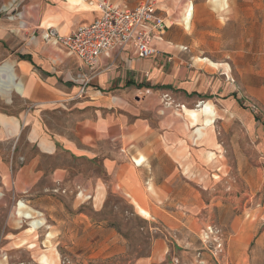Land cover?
<instances>
[{
  "label": "crops",
  "instance_id": "obj_1",
  "mask_svg": "<svg viewBox=\"0 0 264 264\" xmlns=\"http://www.w3.org/2000/svg\"><path fill=\"white\" fill-rule=\"evenodd\" d=\"M102 1L0 0V257L3 249L25 250L16 259L45 264L47 257L51 263L35 250L42 227L37 226L44 222L43 233L58 236L57 243L70 221L96 235L90 244L98 243L101 224L83 208L90 204L98 213L116 193L134 201L166 234L153 240L151 254L137 264L166 261L170 237L184 250L193 249L211 222L230 236L224 264H251L256 240L258 253H264V213L240 216L221 196L206 197L209 186L218 184L212 177H223L228 166L227 128L213 125L212 110L191 108L201 100L213 103L220 121L237 101L235 82L201 64L193 42L202 33L201 9H209L213 24L222 27L229 16L238 24L239 0H212L210 6L209 0H190L182 16L183 0H154L157 13L170 21L154 40L158 52L142 58L132 47L109 51L91 70L44 33L52 27L71 35L100 15ZM106 1L131 9L144 0ZM81 76L90 79L85 92ZM26 220L28 229L22 228Z\"/></svg>",
  "mask_w": 264,
  "mask_h": 264
},
{
  "label": "rangeland",
  "instance_id": "obj_2",
  "mask_svg": "<svg viewBox=\"0 0 264 264\" xmlns=\"http://www.w3.org/2000/svg\"><path fill=\"white\" fill-rule=\"evenodd\" d=\"M207 4L210 6L213 1L209 0ZM189 5L190 0H183L179 16H182ZM239 9L238 24L235 16H229L227 23L222 27L213 24L214 18L211 17L209 9H201L197 28L202 33L199 34V39L193 42L199 53L198 57H207L214 62L224 63L216 67L209 61L198 58L201 64L207 65L216 74L224 72L226 80L229 78V82H235L237 89L234 94L238 96L237 101L227 108L224 113L226 115L220 121H217L220 114L218 106L213 103L207 104L205 100H201L191 108L203 106L206 111L212 110L215 115L213 117L217 118L213 125L218 128L226 124L227 128L223 155L228 166L222 170L223 177L218 175L212 177L218 178L216 179L218 184L209 186L212 191L211 193L208 191L206 197L213 199L221 196L220 201L224 205L230 210L236 209L240 216H245L249 212L252 214L251 211L264 213V0H239ZM194 12L198 13L197 5ZM167 22L170 24L169 20ZM180 26L185 27L183 24ZM201 102L204 104L201 105ZM90 198H87L86 202ZM83 209L101 224L99 242L90 244L89 241L96 235L93 237L86 231L77 230V224L70 221L66 225L67 234L62 233V242L57 243L58 236L51 237L50 233H43L48 229L44 222L37 226L42 227L38 233L40 246L38 245L35 250H38L40 255H49L51 257L49 264H53L54 259L55 264H137L138 260L151 254L155 238L166 237L155 219L146 218L139 212L134 201L116 193L108 195L98 213H92L94 208L90 204H86ZM248 219L253 221L256 215ZM29 226V220H26L22 228L28 229ZM33 226L35 227L34 224ZM210 226L219 231L223 230L226 239L223 252H213L209 249L214 247L212 243L204 241L205 230ZM262 231L264 225L260 233ZM87 236L85 243L77 240ZM229 237L217 222H211L201 228L198 237H195L192 243L193 249L184 250L170 237L172 240L169 243L170 254L167 260L160 264H192L200 258L204 264H224ZM256 241L249 250L251 264H264V253H258ZM25 252L3 249L1 257L3 259V254H6L7 264H29L25 259H16L18 255L26 254ZM238 260H242V257H238Z\"/></svg>",
  "mask_w": 264,
  "mask_h": 264
},
{
  "label": "built area",
  "instance_id": "obj_3",
  "mask_svg": "<svg viewBox=\"0 0 264 264\" xmlns=\"http://www.w3.org/2000/svg\"><path fill=\"white\" fill-rule=\"evenodd\" d=\"M97 8L100 15L93 22L81 25L71 35L61 36L55 28L48 27L44 38L66 46L91 70L100 56L109 51L132 47L134 53L142 58L158 52L154 40L164 34L168 22L157 13L154 0H144L131 9L120 8L105 0L99 2ZM9 9L4 7V11ZM80 79L83 82L81 92H85L90 79L86 76ZM205 233L204 241L214 246L209 249L216 253L223 252L226 240L223 230L210 226ZM192 264H204V261L200 258Z\"/></svg>",
  "mask_w": 264,
  "mask_h": 264
},
{
  "label": "bare ground",
  "instance_id": "obj_4",
  "mask_svg": "<svg viewBox=\"0 0 264 264\" xmlns=\"http://www.w3.org/2000/svg\"><path fill=\"white\" fill-rule=\"evenodd\" d=\"M201 103L203 104V102H201ZM201 103H200V104H201ZM202 104H201V105H202ZM196 108H197V107H196ZM207 109H208V108H207ZM194 110H195V109H194ZM43 261H44L45 264H49V260H48L46 257H43Z\"/></svg>",
  "mask_w": 264,
  "mask_h": 264
}]
</instances>
